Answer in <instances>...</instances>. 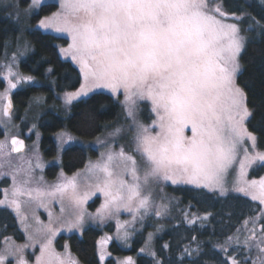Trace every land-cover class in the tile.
Instances as JSON below:
<instances>
[{"label":"snow or ice","instance_id":"6c2138e0","mask_svg":"<svg viewBox=\"0 0 264 264\" xmlns=\"http://www.w3.org/2000/svg\"><path fill=\"white\" fill-rule=\"evenodd\" d=\"M21 3L3 0L5 9H13L9 15H14L17 23L22 16L38 15L42 7V0H28L27 7H21ZM247 7L239 5L234 11H226L218 0H59L58 11L38 20L37 29L70 37L68 47L60 48V52L77 63L83 74L80 88L64 93L66 108L94 89H108L114 96L122 90L123 106L134 123L137 100L150 101L157 120L150 127L136 125L134 152L140 156L143 168L136 155L126 152L123 146L114 151L106 145L108 151L101 153V159L89 161L86 166V190L81 189L79 172L70 178L61 173L62 181L47 189L32 187L31 161L25 168L3 171L11 166L9 158L22 155L25 147L22 139L10 133L14 125L9 93L23 83H35L33 76L13 71L17 59L13 54L11 63L4 66L7 88L0 94V125L5 130V139L0 140V176H10L12 185L10 190H3L0 206L14 210L28 242L18 245L6 238L0 264H29L25 250L37 245L40 254L34 264H80L67 246L60 253L53 242L61 230L83 231L85 217L92 215L85 205L96 192L102 193L104 202L94 219L103 222L126 210L134 214V220L137 216L142 220L154 206L151 193L145 191L150 182L193 185L224 196L229 191L227 178L235 171L233 190L264 205V177L248 179L254 165L264 167V151L257 150V137L247 127L254 107H250L248 93L237 83L240 54L248 41L245 33L264 35V11L257 18ZM20 46L24 51L30 48L27 41ZM43 101L42 96H35L31 104ZM189 126L191 136H186ZM153 128L158 131L153 133ZM120 132L116 128L111 135ZM38 160L36 167L41 166ZM48 199H59L62 215L53 218L50 212L45 225L35 211L46 208ZM26 206L32 209L35 227L28 222L23 210ZM155 207L158 217L168 212L167 204ZM210 216L184 213V221L190 226L200 221L203 227ZM261 221L264 210L260 216L244 220L223 243L213 245L222 257L220 264H264ZM57 223L59 227L54 226ZM152 236L149 233V241ZM118 238L128 241L127 228L118 231ZM111 239L104 237L99 242L102 261L110 255L104 249ZM196 243L195 248H184L181 260L184 255L201 254L200 242ZM149 254L155 264H164L155 251ZM120 264L136 261L129 256Z\"/></svg>","mask_w":264,"mask_h":264},{"label":"trees","instance_id":"16d2710c","mask_svg":"<svg viewBox=\"0 0 264 264\" xmlns=\"http://www.w3.org/2000/svg\"><path fill=\"white\" fill-rule=\"evenodd\" d=\"M224 10L234 11L239 5L247 7V10L259 18V14L264 11L261 0H219ZM28 4V0H22L21 5ZM49 5V6H43ZM31 18L32 24L40 18L52 13L57 9V4H43ZM19 34L18 25L11 21L0 11V57L6 51L5 45L13 41ZM32 44V52L28 57L20 61L19 69L28 75L40 80L53 79V87L48 83L31 85L24 89L15 91L11 95L12 103L23 110L28 106L33 96L42 94L48 104L58 103L57 94L65 91L75 90L80 86L82 77L80 70L74 64L62 58L59 53V45H67L68 40L59 35L47 34L39 29L28 33ZM8 47V46H7ZM242 64L241 72L237 76V83L245 89L249 96V105L254 107V116L247 127L257 137V147L264 151V35L251 33L246 47L240 56ZM51 69L50 75L48 73ZM48 73V74H47ZM2 81L0 86H2ZM120 113V106L115 97L103 93L95 92L90 96L80 99L73 103L67 112L60 110L48 111L39 121L41 132V150L47 159L54 158L56 155V143L54 135L60 130L79 136L82 139L90 140L101 134L105 127H108L117 120ZM1 135V134H0ZM26 140V138H25ZM27 141V140H26ZM98 151L94 148H84L82 146H69L62 152L61 168L71 174L82 169L89 158H95ZM59 167L49 166L45 173L49 178H55ZM5 181L0 182V199L2 196V186ZM170 194L178 198L179 204L190 208L193 213L205 215L211 213L209 220L204 222L197 221L195 225L181 224L177 229L167 230L157 237L155 242V252L164 264H220L222 257L219 250L213 245L223 241L227 236L233 234L243 221L255 216L260 212L261 205L238 194H228L225 196L208 192L204 189H195L186 186H169ZM98 198L91 202L90 208L97 205ZM6 227V235H14L19 241L23 240V235L16 225L15 217L9 210L0 208V229ZM104 230L111 231L110 225L102 227H86L81 236L71 234L60 236L57 239L58 246L67 242L71 252L83 264H99L97 256V240ZM195 236L196 240H192ZM197 241L200 242L202 252L199 256L191 257L184 255V248H195ZM169 245L164 248L163 245ZM142 245V238L136 237L132 241L130 248H123L122 245L112 242L109 245L111 255H131L137 253ZM106 264H115L111 257ZM136 264H155V259L144 255L136 257Z\"/></svg>","mask_w":264,"mask_h":264},{"label":"rangeland","instance_id":"374dc122","mask_svg":"<svg viewBox=\"0 0 264 264\" xmlns=\"http://www.w3.org/2000/svg\"><path fill=\"white\" fill-rule=\"evenodd\" d=\"M58 2H59V0H42V5L46 4V3H55L58 6ZM218 2H220V1L218 0ZM27 5L28 4H26L25 6L21 5V7H27ZM0 11H2L6 17H8L11 21L15 22L19 27V34L16 36V38L13 41H11L10 43L7 44L8 47H6L7 48L6 51L4 52L3 56L0 57V83H1V81L3 82L2 86H0V94H3L7 88V82L3 78V76L6 72V69L4 66H5V64L11 63V57L13 54H16V57H17L16 63L13 67V71L18 72L21 75L28 76V74L23 73L19 69V64H20L21 60L28 57V55L32 52L33 48L31 47L32 44L29 40L28 33L31 32L32 30L37 29L36 24L38 21L35 22L34 24H32L31 18L34 15L33 14L29 17H23L22 16L19 23H17L14 15H12V16L9 15V13H13V9L12 8L5 9L3 7V0H0ZM56 11H58V7L53 12H56ZM52 13H50L48 15H51ZM48 15H46V16H48ZM39 30L44 32V33H47V34H52V35H56V36L59 35L60 37H65L68 40V44L58 46L60 56H62V58L66 59V60L71 61L74 64V66H76L80 70V67L77 63L72 61L70 58L63 56L60 52V48L68 47L69 43L71 42L70 37H68L67 34H59V33H55V32H45L42 29H39ZM245 35H247L248 39H249V35H251V32H246ZM24 41H27L28 44H30V48L27 51H24L23 48L20 46ZM242 52H241V54H242ZM241 54H240V56H241ZM240 64H241V61H240ZM241 69H242V64H241ZM48 73L50 75L49 70H48ZM80 73H81V71H80ZM81 77H82L81 84H83L84 80H83V74L82 73H81ZM34 78H35V83H33V84L23 83L21 85H18V87L16 89H13L9 93V95L11 96L15 91L20 90V89H24V88L31 86V85H39L40 86V84H42V83H48L52 87L54 85V81L52 78L47 79V80H49V82H46L45 80H40V78L39 79L36 77H34ZM81 84H80V86H81ZM80 86L77 87L75 90L65 91L63 93L57 94V97L59 98L58 103L55 102L52 104H48L46 102L45 96L40 94V95H36V96H42L44 98L43 103L40 105L31 104L32 98L35 96H33L30 99L28 106L26 108H24L23 110H20L18 106L13 104V120H12V123H13L14 127L11 128L10 133H11V135H17L18 137L26 138V140H27L26 141V150L22 153V155L14 154L12 157H10L9 162H10L11 166L5 167L3 169L4 172H12L18 167L25 168V167H27L26 162L31 161L32 162V168H33V171H32L33 183L31 185L32 187H40L42 189H47V188H50L52 185H55V184L60 183L62 181L63 177L61 176V173H63L64 176L70 178L79 172V173H81V177H80L81 189L86 190L87 184L89 183V181L84 179V176H83L85 169H86V166L88 165L89 161L95 163L101 159V153H106L108 151V147H106V145L110 146L114 151H118L120 146H123V148L126 152L133 154V155H136L137 161L141 163V168H143V163L141 161L140 156L134 152V148H135L134 136L136 133V125L137 124H142L146 127H150L153 125V122L157 120L156 114L152 111L151 102L147 101V100H137V107H136L135 112H134V116H135V123H134L133 119L127 116V113H126L125 108L123 106V101H124L123 91L121 90V93L118 96H114L110 92V90L105 89V88L94 89L93 91L89 92L86 97L90 96L92 93H95V92H103V93H106V94H109V95L115 97V99L118 101L119 106H120V113H119V116H117L118 117L117 120L114 123H112L111 125H109L108 127H105V130L101 134H99L97 137L90 139V140L82 139L79 136H77V135H75V134H73V133H71L65 129L56 132L54 135V139H55L54 141L56 143V155L54 158H51V159H47L45 157V155L43 154V152L41 150V132L39 129V121H41L40 120L41 117L46 112L51 111V110H52V112H54L56 110H60L62 113L67 112L69 108H66L64 106L62 97H63L64 93H66V92L77 91L80 88ZM86 97H82L81 99H84ZM0 103H3V101H0ZM33 124H35V128L32 127ZM116 128L121 129L120 134L117 136L111 135V133H113V131ZM155 131H158V128H153V133H155ZM0 134H1L0 140H4L5 139V130H4L3 125H0ZM185 135L191 136L190 126H189V128H187L185 130ZM69 136L72 137L71 140L68 139ZM74 145L82 146L84 148H94L95 150L98 151V155L95 158H89L86 165L82 169H80L74 173L67 174L61 168V155H62V152L64 151V149H66L69 146H74ZM257 150L262 151L258 147H257ZM37 157L39 158L38 163L41 165L40 167H36ZM52 165L59 167L58 174L55 178H49L47 176V173H45L47 168L49 166H52ZM235 176H236L235 171H232L227 178V185L226 186L229 189L227 195L228 194H238V195H241V196L246 197V198L251 200L250 197L244 196V195L237 193L233 190L234 182H235ZM41 177L43 178L42 181L40 179ZM260 177H264V167H261L259 164H257V165H254L251 169H249L248 179H259ZM19 178L20 177H18V179ZM2 181L6 182L5 185H3L2 189H1L2 193H3V190H5V189L10 190L11 189L12 180H11L10 176H0V182H2ZM169 186H186V187L198 189L193 185H187V184L173 185L170 182H168V183L150 182L149 186L145 189V191L151 193V198H152L154 206L150 209L148 214L145 215L142 220L139 218V216H137V218L134 220L133 219V215H134L133 213L128 212L126 210H121L118 215L113 216L111 218H107L103 222H100L97 219H94L93 217L95 216L97 209H99L101 207V205L103 204L104 197H103L102 193H100V192H96L93 196L90 197V199L88 200L85 207L87 208L88 213H90L92 215L85 217L83 230L89 226H93V227L98 226V227L104 228V227L110 225L112 227L111 231L104 230L101 233V236L99 237V239L97 240V244H95V245H97V256H98L99 264H106V261L111 257L114 259L115 264H120L121 261H123L125 258H127L129 256L132 257L133 260H135V261H136V257L138 255H144V256L153 258L149 253L151 251H155V242L154 241L156 240V238L161 236L167 230H170V229L174 230L175 228L177 229V227H179L181 224H186L184 221V213L195 214L197 216H203V215H200L197 213H193L190 210V208L181 206L179 204L178 198L173 196L172 194H170V192L168 190ZM204 190L210 192L207 189H204ZM212 193H216L219 195V193H217V192H212ZM2 196H3V194H2ZM97 198L99 199L97 202V205L94 208H90L91 202H94ZM1 199H3V197H1ZM255 202H258L259 205H261L259 201H255ZM46 203H47L46 208L45 207H39L35 211V216L38 217L39 220L42 221L45 225L49 223V213L50 212H51L53 218L60 217L62 215L60 212V201H59V199H48V200H46ZM160 204H167L168 205V212L166 215L158 217L155 215V211H156L155 206H158ZM3 207L5 209L9 210L11 213H13V215L15 217L17 228L19 229V231L23 235V240H21V241L17 240L14 235H6L5 234L6 233V227H4L3 229H0V250H3V248L5 246L6 238H9V242H15V244H18V245L27 243L28 242L27 241V234L24 232L23 227L19 222V218L16 216L14 210L11 208L5 207V206H0V208H3ZM23 210H24L25 214L28 216V222L30 224H32L33 227H35V221H34V218L32 215V209L30 207L26 206ZM262 210H264V205H261L260 212L255 216H260L262 213ZM261 222H264V221H261ZM54 226L59 227V224L58 223L54 224ZM241 226L239 228H241ZM125 228H127V230L130 232V238L128 239V241L126 243L121 241L118 238V231L122 232ZM149 233L153 234L151 241H149V238H148ZM71 234H76L78 236H81L82 232H80L79 230H76V229H74L71 232H69L67 230H61L53 242V246L55 247L57 252L64 253L66 251L65 246H67V250L71 252L67 242L60 244V246H58L59 244L57 242L58 237L68 236ZM139 236L142 238V245L138 249L137 253L131 254V255H117V256L111 255L112 253L110 252L109 245L113 241L116 242V244L122 245L123 248L128 249L131 247L132 241L136 237H139ZM104 237H112V239L107 242V244L105 245V249H104L105 253L110 254V255H106V258L102 261V260H100V257H99V253H100L99 242ZM224 240L219 242V243H223ZM142 248L144 249V252L140 251ZM230 251H231V249H230ZM39 254L40 253H39V246L38 245L36 246V248H29V249L25 250V258L29 261V264H34L35 257L38 256ZM71 254L75 258H77L72 252H71ZM252 255L254 258L255 257V250H253ZM9 259L12 260L13 258L10 257ZM79 262H80V264H83L80 260H79ZM13 264H14V261H13Z\"/></svg>","mask_w":264,"mask_h":264},{"label":"water","instance_id":"95a60500","mask_svg":"<svg viewBox=\"0 0 264 264\" xmlns=\"http://www.w3.org/2000/svg\"><path fill=\"white\" fill-rule=\"evenodd\" d=\"M20 139H22L23 141H24V145H25V147H24V149H23V152L26 150V140H25V138H22V137H19Z\"/></svg>","mask_w":264,"mask_h":264}]
</instances>
